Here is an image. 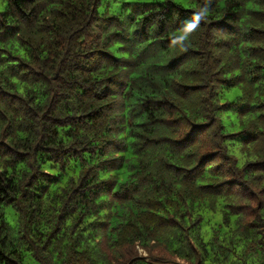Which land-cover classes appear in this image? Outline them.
<instances>
[{
  "label": "trees",
  "instance_id": "trees-1",
  "mask_svg": "<svg viewBox=\"0 0 264 264\" xmlns=\"http://www.w3.org/2000/svg\"><path fill=\"white\" fill-rule=\"evenodd\" d=\"M0 4V264H264V0Z\"/></svg>",
  "mask_w": 264,
  "mask_h": 264
},
{
  "label": "rangeland",
  "instance_id": "rangeland-1",
  "mask_svg": "<svg viewBox=\"0 0 264 264\" xmlns=\"http://www.w3.org/2000/svg\"><path fill=\"white\" fill-rule=\"evenodd\" d=\"M0 8H3L2 4H0ZM228 92L230 93V97H231V99H234L235 96H236V94L239 93V88H232V89H230ZM139 252H142V251L139 250ZM142 254H144V253H142Z\"/></svg>",
  "mask_w": 264,
  "mask_h": 264
},
{
  "label": "water",
  "instance_id": "water-1",
  "mask_svg": "<svg viewBox=\"0 0 264 264\" xmlns=\"http://www.w3.org/2000/svg\"><path fill=\"white\" fill-rule=\"evenodd\" d=\"M136 259H146V257L145 256H137V257H134L130 261H128L126 264H131V262H133ZM175 264H182V263L177 262Z\"/></svg>",
  "mask_w": 264,
  "mask_h": 264
}]
</instances>
